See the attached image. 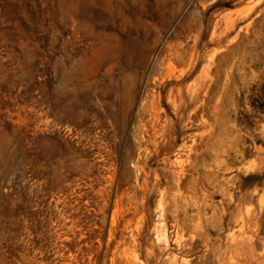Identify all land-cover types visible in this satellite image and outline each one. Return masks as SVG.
<instances>
[{"label":"rangeland","instance_id":"1","mask_svg":"<svg viewBox=\"0 0 264 264\" xmlns=\"http://www.w3.org/2000/svg\"><path fill=\"white\" fill-rule=\"evenodd\" d=\"M0 264H264V0H0Z\"/></svg>","mask_w":264,"mask_h":264},{"label":"bare ground","instance_id":"2","mask_svg":"<svg viewBox=\"0 0 264 264\" xmlns=\"http://www.w3.org/2000/svg\"><path fill=\"white\" fill-rule=\"evenodd\" d=\"M228 25V24H227ZM165 51V50H164ZM214 54V53H213ZM160 55H162V54H160ZM213 56V55H212ZM161 57H163V55L161 56ZM214 57V56H213ZM190 58V57H189ZM184 60V59H183ZM169 61H171V60H169ZM172 61H174V59H172ZM171 61V62H172ZM162 62H165V61H162ZM190 63V62H189ZM188 63V64H189ZM214 63V62H213ZM161 63H159V65H160ZM164 66V65H163ZM165 67V66H164ZM190 67V66H189ZM186 68V67H185ZM184 68V69H185ZM160 69V68H159ZM166 69V68H165ZM181 69V68H180ZM177 70V69H176ZM162 71H165V70H163L162 69ZM181 71H183V70H181ZM215 71V70H214ZM158 73V72H157ZM176 73V72H175ZM180 73V72H179ZM213 73H215V72H213ZM162 74V73H161ZM184 76V75H183ZM152 78V77H151ZM159 79V78H158ZM179 79V78H178ZM165 80H166V78H165ZM164 80V81H165ZM171 80V79H170ZM198 80V79H197ZM196 81V80H195ZM200 81V80H199ZM201 82V81H200ZM152 83H154V81L152 82ZM159 84V83H158ZM163 84V83H162ZM157 85V84H156ZM195 85V84H194ZM211 85V84H210ZM155 86V85H154ZM188 86V85H187ZM158 87H159V85H158ZM188 87H190V85L188 86ZM202 87V86H201ZM174 88H177V87H174ZM209 88V87H208ZM186 89H187V87H186ZM202 89V88H201ZM152 91V90H151ZM190 91V90H189ZM158 92V91H157ZM199 92V91H198ZM171 93V92H170ZM180 93V92H179ZM153 94V93H152ZM182 94V93H181ZM199 94V93H198ZM150 95V94H149ZM170 97H172V96H170ZM190 98V97H189ZM172 99V98H171ZM155 100V99H154ZM168 100V99H167ZM158 101V100H157ZM180 102V101H179ZM159 103V102H158ZM169 103V102H168ZM178 103V102H177ZM182 104H184L183 102H182ZM186 104V103H185ZM184 104V105H185ZM195 104V103H194ZM177 107V106H176ZM190 107V106H189ZM201 108V107H200ZM167 109H168V107H167ZM177 109V108H176ZM175 109V110H176ZM182 109V108H181ZM185 109H186V107H185ZM192 109V108H191ZM197 109V108H196ZM190 110V109H189ZM198 110V109H197ZM142 111V110H141ZM160 111H161V109H160ZM159 111V112H160ZM169 111H170V109H169ZM183 111V110H182ZM164 112V111H163ZM180 113V112H179ZM176 114V113H175ZM188 113H186V115H187ZM181 115V114H180ZM160 116H161V114H160ZM170 117V116H169ZM154 118V117H153ZM184 118H185V116H184ZM165 119V118H164ZM179 119V118H178ZM153 120V119H152ZM177 120V119H176ZM180 121H181V119H180ZM161 123V122H160ZM163 123V122H162ZM167 123V122H166ZM172 123H174V122H172ZM160 125V124H159ZM161 126V125H160ZM170 128H171V126H170ZM157 129V128H156ZM164 130V129H163ZM172 131V130H171ZM160 132H162V131H160ZM171 133V132H170ZM154 141V140H153Z\"/></svg>","mask_w":264,"mask_h":264}]
</instances>
